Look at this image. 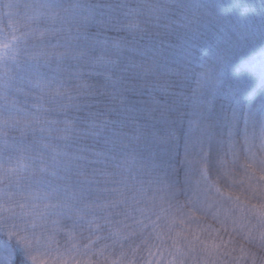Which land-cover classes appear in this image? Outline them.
Masks as SVG:
<instances>
[{
  "label": "snow or ice",
  "instance_id": "snow-or-ice-1",
  "mask_svg": "<svg viewBox=\"0 0 264 264\" xmlns=\"http://www.w3.org/2000/svg\"><path fill=\"white\" fill-rule=\"evenodd\" d=\"M2 7L0 264H26L34 241L57 252L56 264H137L144 251L142 264H217L236 236L258 252L241 242L233 264H264V84L224 79L231 48L196 57L187 37L207 18L202 6ZM169 34L186 42L159 39ZM169 56L183 64L170 67Z\"/></svg>",
  "mask_w": 264,
  "mask_h": 264
},
{
  "label": "trees",
  "instance_id": "trees-1",
  "mask_svg": "<svg viewBox=\"0 0 264 264\" xmlns=\"http://www.w3.org/2000/svg\"><path fill=\"white\" fill-rule=\"evenodd\" d=\"M5 0H0V13L6 11L3 9L2 4ZM21 4L19 12L23 14L25 3H30L32 0H18ZM101 2H118V0H101ZM138 0H128L131 7H136ZM218 18L219 20H213L211 22H205L196 26L195 33L187 37V42L194 45V53L199 59L200 57L210 55L214 50L220 48H231L234 52L233 60L230 67L224 74L226 81L235 82L236 79L248 76L254 79L257 85L264 84V0H217ZM8 23L7 19H3L2 25ZM91 31H95V27H90ZM243 33V35H239ZM19 35V33H17ZM110 36L117 35L114 32L108 33ZM159 39L164 40L167 44L177 45L184 44L186 41L179 38L175 34H169L167 36H161ZM183 64V61L179 57L169 56L170 67H177ZM195 71H200L198 67L193 66ZM196 87V81L193 77L186 82L184 91L186 94L191 95V89ZM153 95L159 99L162 103H171L172 98L159 89L153 92ZM259 90L252 96L250 103L256 105L259 102ZM132 99L140 101H148L149 97L133 96ZM258 143V142H257ZM252 204H259V200H252ZM251 225H254L253 233L258 236L259 221L255 215L250 217ZM66 226H70V221H65ZM195 228V225L193 226ZM219 227V225H214ZM201 236V239H211L207 233H197ZM216 236V234H213ZM223 237L224 241H229V236L223 231L219 234ZM219 236H216V242L219 243ZM57 239L63 243V233H61ZM243 242L246 249L249 252H258V250L248 241H242L240 236L235 237L234 243H229L227 248H223L219 254L217 264H221L222 261H226L227 264H233V258L239 256V245ZM101 243H104L103 241ZM171 243V241H169ZM202 247V246H200ZM235 248V251L231 252V255H224L226 251H230ZM119 249H116L118 253ZM55 255V253H54ZM128 257L131 258L129 252ZM115 259V255L111 257ZM147 251L138 254L135 258L137 264H142V261L147 260ZM31 264V262H29ZM243 264V262H242Z\"/></svg>",
  "mask_w": 264,
  "mask_h": 264
},
{
  "label": "clouds",
  "instance_id": "clouds-1",
  "mask_svg": "<svg viewBox=\"0 0 264 264\" xmlns=\"http://www.w3.org/2000/svg\"><path fill=\"white\" fill-rule=\"evenodd\" d=\"M186 2L189 4L202 6L203 10L207 13V18L202 23L211 22L213 20H216V18L218 17L219 5L217 3V0H186ZM57 259V252L46 248L43 244V241H41L40 243H36L34 241L33 247L31 249V256L26 258V264H29V262H31V264H56ZM129 260H131V258H129Z\"/></svg>",
  "mask_w": 264,
  "mask_h": 264
},
{
  "label": "rangeland",
  "instance_id": "rangeland-1",
  "mask_svg": "<svg viewBox=\"0 0 264 264\" xmlns=\"http://www.w3.org/2000/svg\"><path fill=\"white\" fill-rule=\"evenodd\" d=\"M259 103H260V101H259V102H257L255 106H257V107H258V106H259ZM250 131H251V128H250ZM256 131H257V134H258V128L256 129ZM257 142H258V140L256 141V143H257Z\"/></svg>",
  "mask_w": 264,
  "mask_h": 264
}]
</instances>
